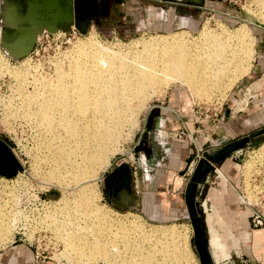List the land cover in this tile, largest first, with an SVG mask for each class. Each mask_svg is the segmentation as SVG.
Here are the masks:
<instances>
[{"label":"rangeland","instance_id":"obj_1","mask_svg":"<svg viewBox=\"0 0 264 264\" xmlns=\"http://www.w3.org/2000/svg\"><path fill=\"white\" fill-rule=\"evenodd\" d=\"M29 1L31 0H17V12L23 17H26L28 14ZM76 1L82 4V6L80 4V10L76 8ZM253 1L198 0V2H195V0H119V2H116L115 0H59L57 7L55 6L46 11V8L42 6V0H37L36 2L39 4V8L36 9V15L33 17L38 20V23L36 22L35 25H31V23L25 22L18 25L19 28L26 30L32 29V33L28 34L30 36L29 42H25L22 37L19 38L20 34L17 33L16 29H11L2 23L7 12L6 7L9 5L8 0H2L0 8V27L8 32L9 39L4 40L0 38V139L5 152L16 157L20 164V169L12 178L0 175V209L3 208L1 210L2 213H0L6 216L4 217L6 219H4L3 215L0 214V226L3 225L6 227L8 225L12 227L10 228V232H7L8 239L6 238L5 244L0 246V249L13 241L23 240L31 243L35 247L38 246L40 252L44 251V254L36 255L38 257V264L47 262L53 264H123L120 261L128 263L132 261L133 258H136V246L139 245L141 241L138 233L135 235V231L130 229L131 231L127 232L128 234L123 232V234H121L118 229L120 228L119 225L128 226L129 222L133 221L139 225L138 227L145 231H174L175 240H177L175 242L177 243L181 242L182 239L185 241L186 238V249H184V251H186L181 261L182 264H201L194 244V231L188 209L189 202L185 204V201L186 198H188V200L192 198L191 187L195 182L192 178H196L202 173V167L206 166V160L211 163L209 155L215 152L220 146L216 149V147H205L197 143L190 162L191 165L194 161L193 167L189 166L185 176H173L174 179L172 184L164 190L162 198L168 203L169 198L179 195L183 197L185 201L183 206H180L181 208L172 216L168 214V211L164 210L163 204L162 206L156 207L155 202L151 200L149 202H144L142 205L141 203H136L132 209L113 206L110 201L105 199L103 194L105 178L110 172L115 170L117 166H123L125 171L128 173L130 172L132 182L135 180L132 171L136 170V172L139 173V179L140 176L143 177L141 175L142 169H140V171L138 169V166L143 165L141 155L139 150H137V148L134 149L133 146L138 142V132L141 129L143 115L152 104L162 100L169 88L174 86L184 88L189 93L195 106L204 107L206 104L211 106L207 113V118L209 120L216 119L214 120L213 126L215 127L217 121L220 119L217 115L218 109H221L220 114L222 113L225 116L228 114V110L223 109L222 111V108H224V105L227 106L229 104L230 106L228 100H231L230 96H232V94H239V101H246L254 94L252 91L256 90L255 86L249 87V83L252 80V78L248 77L249 71L235 81L230 80V82H233L232 84L228 82L229 80L227 77L216 80L215 82L212 81L211 83L219 85L215 86L213 84V86L209 84L207 88L199 89V94L193 93L186 84L183 85L182 82L174 80L167 85L162 95L154 96L146 101L137 117L136 125H127L125 129H123V135L120 141L116 145L110 144L107 146V152H110V154L112 153L111 156H108L110 154L107 153V159L104 160V163L108 164H103L101 168L94 167L95 171H93V173L96 174L98 170L97 180L93 185L95 193L97 194L95 196L97 197L93 199L92 206L98 209L97 213H104L107 220L104 219L103 221L106 220L105 224L102 222V224H99L96 228L98 230L103 229V234L98 231V233H96L97 235L94 234V237L93 235L89 236V238H92H90L92 244H96L100 246V248L97 250L91 248V250H89L90 248L83 247L81 248L83 254L70 249V247V250H68L65 246L66 244L63 241V237L66 235H64L61 230L58 231V224L55 222L61 219L59 210L55 212L48 211L46 214L48 227L55 235H53L51 231L40 227V222L43 224L46 218V216L42 218V216H44V206H47L44 205V203L56 204V208L61 207L65 200L73 198L76 193L79 192V187L77 186L81 182H75L78 183L76 186V184L71 181L73 179L68 180L70 178L69 174L58 171V169L53 167L52 162H48L51 160L47 155L46 149L43 148V140L40 138L38 132L40 128L30 123L25 118V115L22 116L26 121H24L22 116L20 117L21 113L18 115L15 114L20 106V101L18 99L19 94L16 90L20 82H24L25 84V81H31L35 76L40 80L42 76L46 77V79L49 77L48 80H52L54 83V79L57 77V74H55L57 73L55 72L57 67L62 68L61 66H63L62 69L65 71L71 68L69 55H72L74 49L77 48L76 45L80 43H93L94 47L99 46L100 48H97L102 52H115L130 56L141 52L143 50V43L153 38L160 36L169 37L171 34L179 33V35L183 37V40L189 44L188 49L190 50L192 48L190 50L191 52L204 53L211 51L210 47H206V44L209 43L210 39L214 36L220 38V42L222 43H233L234 41L232 42L231 40L237 37V33L244 32L248 33L251 38L254 49L255 39L264 42V9L260 8L255 0ZM121 3L124 5L121 6ZM57 10L61 13L59 18H55L54 16L58 12ZM121 10L126 17L120 21L119 18H121V16H118V13ZM67 13L69 17H67ZM124 22L127 23V25L122 24ZM206 31H209L212 36L208 37ZM12 32H16V35H14V37H9V35L13 34ZM16 39H18L17 42H15ZM30 48L31 50L28 52ZM200 48L205 49L201 51ZM219 48L221 49V46H219ZM25 53L27 54L24 55ZM214 55L215 51L212 56ZM252 61L253 57L251 65ZM68 63L70 64L69 67ZM13 72H16L17 77ZM18 75L21 77L19 79L22 80L18 79ZM23 76L26 80H23L25 79ZM28 86L25 85V89L32 91L30 84ZM204 115L205 114L202 116L200 115L199 117L204 118ZM222 136L224 138L219 145L232 140L227 135ZM263 143L264 140L262 144ZM215 145H218V143ZM112 146H114V148ZM259 147L260 146L247 149L243 151L241 155L231 159L232 163L238 164V166L236 165L238 179L235 181L233 188H235L240 202V195L243 193L244 196L248 197V200H251V194H248L247 191L245 194V190H243L242 178H247L251 172L255 171L256 166L259 167L258 171H264V155L256 154L258 153L257 150ZM197 155L199 159L196 157ZM201 161L204 163L199 168L198 165ZM259 164H261V166ZM104 166L106 167L103 168ZM216 167L218 168L219 166ZM214 168L211 170L212 174H215V171H213ZM54 173L66 178L65 183L67 182L66 184L70 185H67L66 190H62L56 183L48 181V179L51 178L50 176ZM261 176L262 174L258 176V180ZM65 178L63 179L65 180ZM69 181L71 182L69 183ZM143 184L144 191L149 192L151 188L149 179L147 178ZM205 190V186L199 189L197 187L194 198L198 215L201 218L205 216L203 212L204 208L201 207ZM247 208L249 207L247 206ZM208 209L207 213H210ZM262 211L264 212V210ZM11 213L13 215V223L9 219L11 218L10 216H12ZM78 213L79 215L83 214L82 210ZM7 215H9L8 218ZM213 215L214 214H208L206 219L209 225V235L206 234L208 242L210 232L215 231L217 233L212 226L213 218H210ZM53 217L55 219H53ZM56 217H58V219H56ZM2 220L3 223L1 222ZM110 220L112 221L110 222ZM116 231L118 235L115 234V237H113L114 234L110 233H115ZM56 233L59 234L57 235ZM123 235L127 236H124L126 241L122 239ZM53 236L54 238L57 237L56 240L58 241L54 247L56 250L50 249V243L55 242L53 238H50ZM218 236L222 239V242L227 245L228 256L215 264H239L237 262V257H235V252H242V254H244L243 256H245V254L248 256V249H244L243 251L240 247L244 246L243 242H247V239L235 235L236 240H234L236 244H234L232 243L233 241L222 238L219 234ZM107 238L111 240V245H109ZM149 241L152 243V240ZM126 245H129V247H126ZM247 245L250 246L248 243ZM145 247L150 249L148 245H145ZM126 251L128 252L126 253ZM115 259H117V261ZM243 259L246 260L247 264H252L250 261H247L248 259L246 257H243ZM159 261H161L160 257Z\"/></svg>","mask_w":264,"mask_h":264},{"label":"bare ground","instance_id":"obj_2","mask_svg":"<svg viewBox=\"0 0 264 264\" xmlns=\"http://www.w3.org/2000/svg\"><path fill=\"white\" fill-rule=\"evenodd\" d=\"M255 1L260 8L264 9V0ZM206 34L208 37L212 36L209 31H206ZM237 34V37L231 40L235 44L234 42L222 43L220 38L214 36L206 44V47H210L211 51L204 53L191 52L192 48L188 49L189 44L183 40L179 33L171 34L169 37L153 38L143 43L141 52L130 56L115 52H102L97 48L99 46L94 47L93 43H80L76 45L77 48L74 49L72 55H69L71 63V65L68 63V67L71 66L69 70L65 71L62 69L63 66H61L62 68L56 66L57 77L54 79V83L52 80H48L49 77L46 79L42 76L40 80L35 76L31 81H25V84L20 82L17 85L16 91L19 94L20 106L18 110L15 109L17 111L15 114L21 113L20 117L25 115L30 123L40 128L38 132L43 140V148L46 149L51 160L48 162H52L53 167L58 171L69 174L68 180L73 179L71 181L76 186L78 183L75 182H81L77 186L79 192L73 198L65 200L61 207L56 208V204H47L44 206V210L42 209L44 211L42 218H45L48 211H60V221H54L58 224V231L61 230L66 235L63 237V241L68 250L73 249L82 253L81 248L83 247L90 248L89 250L100 248V246L92 244L91 237L89 238L90 235L94 237L98 231L102 233L103 229L96 228L102 222L105 224L107 220L104 213L99 212L100 216L97 213L98 209L92 206L93 199L97 197L93 185L97 180L98 170L96 174L93 171H95L94 167L101 168L103 164H108L104 163V160L107 159V146L116 145L122 138L123 129L127 125H136L137 117L146 101L154 96L162 95L164 89L172 81L186 84L193 93L197 94L199 89L207 88L209 84L213 85L212 81L227 77L230 82V80L235 81L245 75L251 66L254 53L253 42L248 33ZM202 49L205 48H200L201 51ZM214 51L215 55L212 56ZM13 73L17 77L16 72ZM19 78L21 77L18 75ZM29 84L32 91L25 89V85ZM24 121L26 120L24 119ZM112 147L114 148V146ZM257 152L256 154L264 155V143L260 145ZM50 177L48 181L56 183L62 190H66L67 185L70 186L66 184L67 182L65 183L64 176L61 177L54 173ZM80 210L83 213L81 215L78 213ZM1 215L3 218L6 217L4 214ZM8 217L9 215H7ZM10 217L12 222L13 215ZM53 219L55 218L53 217ZM104 219L106 220L103 221ZM47 221L46 216L43 224L40 222V227L51 231ZM1 222L3 223V220ZM2 226H0V246L5 244L7 232H10V228H12L8 225L6 227L9 228ZM119 226L118 231L120 230L121 234H128L127 232L131 230L135 231V235L138 233L141 241L136 246V258H133L132 261L128 259L127 264H182L181 261L186 251H184L186 249L184 236L185 241L181 238L182 241L177 243L174 231H145L133 221L129 222L128 226ZM110 234H114L113 237L115 234L118 235L117 231ZM53 235L55 234L53 233ZM124 236L126 235H123V240H125ZM149 240H152V243ZM108 241L111 245V240ZM209 243L214 263L228 256L227 245L222 242L215 231L210 232ZM145 245H148L150 249ZM127 246L129 247V245ZM159 257L161 261H159ZM115 260L117 261V259ZM120 262L126 264L125 261Z\"/></svg>","mask_w":264,"mask_h":264},{"label":"crops","instance_id":"obj_3","mask_svg":"<svg viewBox=\"0 0 264 264\" xmlns=\"http://www.w3.org/2000/svg\"><path fill=\"white\" fill-rule=\"evenodd\" d=\"M36 1H29L28 14L23 17L17 12V0H8L7 12L2 20L4 25L16 29L17 33L20 34L19 38L22 37L25 42L30 40L28 34L32 33V29L26 30L19 28L18 25L25 22L31 23V25L38 23V20L33 17L36 15V9L39 8ZM44 2L42 6L47 11V9L54 8L57 1L44 0ZM195 2H198V0H195ZM1 5L2 0H0V8ZM78 5L77 7L80 10V3ZM120 5L123 6L124 4L121 3ZM57 11L54 15L55 18L61 16L60 11ZM118 16H121L120 21L126 17L122 10L118 13ZM67 17H69L68 13ZM122 24L127 25L125 22ZM0 38L9 39L8 32L2 27H0ZM255 40L253 61L248 72V77L252 78L249 87L255 86L256 88L252 91L254 94L246 101H239V94H232L230 96L231 100H228L230 106L228 104L222 108V111L223 109L228 110V114L226 116L220 114L221 109H218L217 115L220 117V121L218 120L216 126L213 127L216 119L209 120L196 115V107L184 88L177 86L169 88L162 100L152 104L143 115L141 129L138 132V142L133 146L134 149L139 150L141 159L143 157L145 161V165L142 162L143 165L138 166L139 171L142 169L141 175L143 177L140 176L139 179V173L134 174L132 171L135 177L132 182L130 172L125 171L123 166H117L105 178L103 188L105 199L115 201L119 190L126 188L135 195V204L141 203L142 205L144 202L151 200L155 202L156 207L163 204L164 210L168 211V214L175 215L176 211L181 208L180 206H183L184 198L179 195L173 196L166 203L162 198L163 192L171 186L173 176L186 175L197 143L205 147H216L217 149L218 146L229 143L219 145L224 138L222 135H227L232 139L231 142L240 140L246 135L264 128V42ZM217 143L218 145H215ZM246 150L232 154L218 168L213 167L216 175L210 171L205 181L198 184V189L206 187L201 206L204 208L205 216L203 218L199 217L204 224L207 235H209V225L206 219L208 214H214L210 217L213 218L212 226L222 238L233 241L234 244H236L235 235L247 239V242H243L244 246L240 247L243 251L248 249V256L246 254L243 256L242 252H235L239 264H243V257H246L247 261L252 264H264V225L253 227L249 208L239 201L235 188H233L235 181L238 179L236 168L238 164L232 163L231 159L241 155ZM205 163L206 166L202 167V172L210 164L207 160ZM147 178L151 184L149 192L144 191L143 182ZM186 203H188V198H186ZM207 209L210 210V213H207ZM260 213L264 219V212L260 210ZM37 261L38 257L34 248L23 240L13 241L0 249V264H38ZM44 264L53 263L47 262Z\"/></svg>","mask_w":264,"mask_h":264},{"label":"water","instance_id":"obj_4","mask_svg":"<svg viewBox=\"0 0 264 264\" xmlns=\"http://www.w3.org/2000/svg\"><path fill=\"white\" fill-rule=\"evenodd\" d=\"M55 1H57L55 5L57 7L59 4V0H55ZM43 2L44 0H42V4L45 3ZM78 4L79 2L76 1L77 9H78L77 6H79ZM12 33L13 34L9 35V37H14V35H16L15 34L16 32H12ZM15 42H17V39ZM30 50L31 48L28 50V52ZM27 53H25L24 55H26ZM263 140H264V128L258 129L246 135L240 140L231 141L229 143L220 146L215 152L209 155V159L211 160V163L208 164L209 166L202 173H200L198 177L192 178L195 182L192 184L191 187L192 198L188 200L189 202L188 209L194 231V244L201 264H215V263L212 259V255L209 249V242L207 239L204 224L198 215L196 204L194 202L195 193L198 184H202L205 181L206 177L208 176L209 172L212 170V168L221 165V163L229 156L241 150L256 148L262 144ZM203 163L204 162L201 161L198 167L200 168V166ZM19 169H20V164L14 156L0 157L1 176L12 178L18 172ZM135 202H136L135 195L131 193L128 189L121 188L118 192L117 199L113 201L112 204L117 208L131 209L135 204Z\"/></svg>","mask_w":264,"mask_h":264},{"label":"built area","instance_id":"obj_5","mask_svg":"<svg viewBox=\"0 0 264 264\" xmlns=\"http://www.w3.org/2000/svg\"><path fill=\"white\" fill-rule=\"evenodd\" d=\"M196 107V115L198 114V116H202L204 115V118H207L208 115V111L210 110L209 105H205L204 107H199V106H195ZM180 137V136H179ZM197 158L199 157L198 155L196 156ZM16 158V157H15ZM199 159V158H198ZM198 161V160H197ZM193 163L190 166L193 167ZM258 165V164H257ZM261 166V164H259ZM135 169V168H134ZM259 167L256 166L255 171L251 172L249 174V176L247 178H242V185L244 187L243 190H245V194L246 191L248 192V194H251V200H248L247 196H244V193L242 195H240L241 198V202L243 204H246L249 207L250 210V219L252 222L253 227H261L264 225V219L260 213V210H264V171H258ZM134 174L136 173V170L133 171ZM192 173V171H191ZM260 174H262V176L259 178L258 180V176H260ZM48 203V202H47ZM44 205H47L46 203H44ZM262 205V206H261ZM53 238L55 242H51L50 244V249L52 250H56L54 249L56 243L58 242L54 236L50 237ZM28 244H30L34 250H35V254L38 256L40 254H44V251L40 252L38 246L35 247L33 246L31 243L27 242ZM243 264H247L246 261H242Z\"/></svg>","mask_w":264,"mask_h":264},{"label":"flooded vegetation","instance_id":"obj_6","mask_svg":"<svg viewBox=\"0 0 264 264\" xmlns=\"http://www.w3.org/2000/svg\"><path fill=\"white\" fill-rule=\"evenodd\" d=\"M7 156H11V155H9L8 153L5 152V150L3 149V145L1 143V139H0V157H7ZM141 160H142L143 164L145 165V161H144V158L143 157H142ZM110 199H111V197H110ZM114 199H116V197H114ZM109 201L112 204L113 201L112 200H109Z\"/></svg>","mask_w":264,"mask_h":264},{"label":"trees","instance_id":"obj_7","mask_svg":"<svg viewBox=\"0 0 264 264\" xmlns=\"http://www.w3.org/2000/svg\"><path fill=\"white\" fill-rule=\"evenodd\" d=\"M115 1H117V0H115ZM119 1V0H118Z\"/></svg>","mask_w":264,"mask_h":264}]
</instances>
